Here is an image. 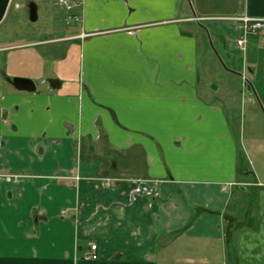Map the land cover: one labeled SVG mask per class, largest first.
<instances>
[{"label": "crops", "instance_id": "crops-1", "mask_svg": "<svg viewBox=\"0 0 264 264\" xmlns=\"http://www.w3.org/2000/svg\"><path fill=\"white\" fill-rule=\"evenodd\" d=\"M73 1L77 73L63 59L34 92L0 83V264H264V164L237 126L246 64L215 80L199 32L264 18V0ZM259 47L249 104L264 103Z\"/></svg>", "mask_w": 264, "mask_h": 264}, {"label": "rangeland", "instance_id": "rangeland-1", "mask_svg": "<svg viewBox=\"0 0 264 264\" xmlns=\"http://www.w3.org/2000/svg\"><path fill=\"white\" fill-rule=\"evenodd\" d=\"M65 1L69 4L73 3V0ZM185 2L188 4L187 0ZM29 4L32 5L28 6ZM232 4L240 5V0H235ZM66 7L64 2L61 3L58 0H11L0 24V49H2L0 70L11 78L31 77L35 83L40 84L42 77L48 75L46 73L55 72L58 62L68 59L75 69L73 73H77L79 43L75 33L69 30L70 27H74L73 11H67ZM235 13L238 14L240 11L235 10ZM243 17L249 16L205 21L202 25L206 31L202 29L199 32L207 40L208 44L207 42L205 44L209 46L212 44L214 49L210 50L209 55L214 62L215 80H232L233 77L226 70L233 69L242 73V65L246 64V80L235 79L240 89L238 113L236 112L239 120L237 126L240 127L243 148L252 160L256 157L261 160L257 166H263L264 149L262 152L260 150L264 146V103H259L253 95L249 104L246 92L242 94L241 91L245 89L244 87L248 90L249 82L255 87L261 83L260 78L255 80L256 74L248 72V67L252 66L254 60L256 63L261 61L262 54L259 55V52L260 50L263 52V49L259 48L264 45V30H258L257 33L249 36L246 40V50H241L236 41L240 35L239 27L242 22L234 19ZM221 37L225 38V43H222ZM258 42L260 43L259 51L255 53L252 45ZM5 48L9 50H4ZM252 52L256 54L254 57ZM0 83L5 84L2 76ZM252 136L256 137L257 143L250 140ZM245 232L242 231V233ZM237 242L240 247L237 248L238 251L243 253L250 249L249 238L241 236Z\"/></svg>", "mask_w": 264, "mask_h": 264}, {"label": "built area", "instance_id": "built-area-1", "mask_svg": "<svg viewBox=\"0 0 264 264\" xmlns=\"http://www.w3.org/2000/svg\"><path fill=\"white\" fill-rule=\"evenodd\" d=\"M59 2H64L68 9H71L70 5L64 0H58ZM234 20H239L242 22V25L239 27L240 35L237 39L238 47L245 51L246 50V40L249 36L254 35L258 32V30H264V18H250V17H243ZM97 249L96 245L91 246L92 252L88 255L89 260H97L98 256L95 253Z\"/></svg>", "mask_w": 264, "mask_h": 264}, {"label": "water", "instance_id": "water-1", "mask_svg": "<svg viewBox=\"0 0 264 264\" xmlns=\"http://www.w3.org/2000/svg\"><path fill=\"white\" fill-rule=\"evenodd\" d=\"M10 2H11V0H0V24L6 15V12L8 10ZM194 17H195V19H197L195 14H194ZM221 41L225 42V38L221 37ZM8 82H10V84L12 86H14L19 91L34 92L36 90V85H35L34 81L32 79H29V78L14 77L13 79L9 78Z\"/></svg>", "mask_w": 264, "mask_h": 264}, {"label": "flooded vegetation", "instance_id": "flooded-vegetation-1", "mask_svg": "<svg viewBox=\"0 0 264 264\" xmlns=\"http://www.w3.org/2000/svg\"><path fill=\"white\" fill-rule=\"evenodd\" d=\"M32 4H29L28 6H31ZM32 9V8H31ZM33 10V9H32ZM31 11V10H30ZM31 13V12H30ZM12 49V48H11ZM10 49V50H11ZM4 50H9V49H7V48H5ZM2 50L0 49V52H1ZM2 76V79H3V81H7L8 82V79L10 78V79H13V78H11V77H9L8 76V74L6 75L5 73H4V71L2 70H0V77ZM10 83V82H9Z\"/></svg>", "mask_w": 264, "mask_h": 264}]
</instances>
